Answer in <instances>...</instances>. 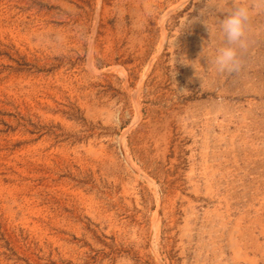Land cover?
<instances>
[{
	"label": "rangeland",
	"instance_id": "1",
	"mask_svg": "<svg viewBox=\"0 0 264 264\" xmlns=\"http://www.w3.org/2000/svg\"><path fill=\"white\" fill-rule=\"evenodd\" d=\"M227 3L0 0V264H264V13L192 64Z\"/></svg>",
	"mask_w": 264,
	"mask_h": 264
},
{
	"label": "clouds",
	"instance_id": "2",
	"mask_svg": "<svg viewBox=\"0 0 264 264\" xmlns=\"http://www.w3.org/2000/svg\"><path fill=\"white\" fill-rule=\"evenodd\" d=\"M223 14L220 19L218 15L213 21V27L219 35V42L211 39L206 41L201 52V56L206 58V66H193L196 76L203 82L207 78L208 70H214L217 74L238 75L245 68V54L251 48L254 40L252 19L254 14L264 13V0H254V3H238L237 0H228L223 9L219 10ZM210 33L211 31L208 24ZM206 49H211L209 53Z\"/></svg>",
	"mask_w": 264,
	"mask_h": 264
}]
</instances>
